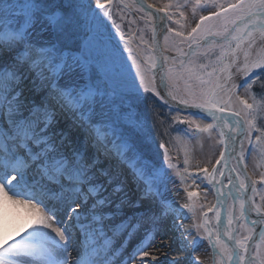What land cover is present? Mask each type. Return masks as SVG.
Returning <instances> with one entry per match:
<instances>
[{
  "label": "snow or ice",
  "instance_id": "snow-or-ice-1",
  "mask_svg": "<svg viewBox=\"0 0 264 264\" xmlns=\"http://www.w3.org/2000/svg\"><path fill=\"white\" fill-rule=\"evenodd\" d=\"M2 203L0 264H264V0H0Z\"/></svg>",
  "mask_w": 264,
  "mask_h": 264
},
{
  "label": "bare ground",
  "instance_id": "bare-ground-1",
  "mask_svg": "<svg viewBox=\"0 0 264 264\" xmlns=\"http://www.w3.org/2000/svg\"><path fill=\"white\" fill-rule=\"evenodd\" d=\"M205 151H207V146L205 147ZM171 188V186H170ZM170 195L173 199L177 200L180 204L185 202L184 200V193L180 192L178 195L176 194L175 190L173 189L170 192ZM211 200V199H210ZM26 208L22 205H13L9 203H2L0 204V224L6 225L10 230L15 226V224L19 221H22L26 217ZM189 222L190 221H185ZM167 243L171 244V237L169 236ZM160 238L157 237L156 245H159ZM206 247V245H202V248ZM153 256H156L158 260H163L165 255H167L168 259H176L179 256L183 255L180 252H173L169 251L165 248H158L156 246H150L147 249ZM200 260L202 264H210V261L207 258V254L204 252L200 253Z\"/></svg>",
  "mask_w": 264,
  "mask_h": 264
},
{
  "label": "rangeland",
  "instance_id": "rangeland-1",
  "mask_svg": "<svg viewBox=\"0 0 264 264\" xmlns=\"http://www.w3.org/2000/svg\"><path fill=\"white\" fill-rule=\"evenodd\" d=\"M205 147H206V146H205ZM249 164H250V168H249V170L251 171V162H249ZM209 199H212V197L210 196Z\"/></svg>",
  "mask_w": 264,
  "mask_h": 264
}]
</instances>
